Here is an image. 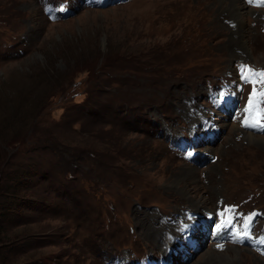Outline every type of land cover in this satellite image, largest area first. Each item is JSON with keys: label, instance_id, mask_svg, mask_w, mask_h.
Segmentation results:
<instances>
[{"label": "rangeland", "instance_id": "1", "mask_svg": "<svg viewBox=\"0 0 264 264\" xmlns=\"http://www.w3.org/2000/svg\"><path fill=\"white\" fill-rule=\"evenodd\" d=\"M246 1L263 9L238 37L219 0H0L10 263L264 264V127L245 123L264 124V97L249 111L264 92V7ZM210 117L218 129H192ZM187 166L197 174L174 184ZM189 194L242 237L215 239L201 208L167 251L147 238L152 215H192Z\"/></svg>", "mask_w": 264, "mask_h": 264}, {"label": "bare ground", "instance_id": "2", "mask_svg": "<svg viewBox=\"0 0 264 264\" xmlns=\"http://www.w3.org/2000/svg\"><path fill=\"white\" fill-rule=\"evenodd\" d=\"M219 3H220V6H219V9L217 10V14L218 15H225V14L228 15V17H226V18L228 20H231L235 26V28H231V33L233 35H237L238 37H241L243 35V33L241 32L240 26L244 25V22L247 18V14H252L255 10L263 9V8H257L254 10V8H251L250 4L246 0H219ZM261 15H263V14H261ZM250 69H252V68H250ZM247 75H245V76H247ZM246 78H249V76ZM188 116H189V114H188ZM192 118H190V119H192ZM192 125H193V128H192L193 130L204 129L206 127H210L211 129L216 127V129H218V124L215 122L214 118H212V117L208 118V120H205V122L203 123L202 126H200L199 122H195V123L193 122ZM236 126H237V128H239L238 125H235V127ZM244 134L250 138H253V139L255 138L251 134L250 131H245ZM207 149H209V148H207ZM196 167L197 166H187V167L183 168L179 172V174L176 175L175 180H174V184H176L181 178H185V177L190 178V177L196 175L197 174L195 172ZM186 193L188 194L189 192L187 191ZM188 201H189V205L191 207L190 209H192V215H189L188 213L187 214L183 213L180 215L181 212H178L179 215L176 217V221L172 224L164 222L165 220L162 221L163 219L156 217L155 216L156 214L152 215L153 216L152 223L150 225H148V227H147V232H146L147 238H149L153 243H155L158 246L162 247L165 245L163 250L167 251L168 248L170 247V245H175L177 243V241H176L177 239L185 237V235L188 231H191L192 229L197 227V223H201L202 220L196 219V215L201 208L206 209L205 213H207V216H208L207 219L205 218L203 220V221H205V223L211 222L209 220L211 216L213 218L216 217V219H217V222H216L214 230H213V237H215V239L219 240L221 238L223 239V238H228V237L240 239L242 237V235L240 233H236L232 229V227H230L229 229H226L227 224L230 223V220H228L225 216L218 215L217 210L209 207V205H208L209 199L208 198H205L204 196H195V195L189 194ZM196 220H199V221L197 222ZM141 223L144 226V221L143 222L141 221ZM182 243H186V242L183 241ZM219 245H220V243L218 242V247H219ZM234 245L235 244H233V245L231 244L230 247L235 249V250H238L239 249L238 246H234ZM226 246H229V245H226ZM187 247H188V245H186V248ZM252 252L256 255V253L254 251H252ZM205 254H206V252L203 253V255H205ZM257 257L260 258V255H258Z\"/></svg>", "mask_w": 264, "mask_h": 264}, {"label": "trees", "instance_id": "3", "mask_svg": "<svg viewBox=\"0 0 264 264\" xmlns=\"http://www.w3.org/2000/svg\"><path fill=\"white\" fill-rule=\"evenodd\" d=\"M80 192V191H79ZM14 210V208L10 205H5L2 207V213H6L7 215H10L11 213ZM15 210H17V208L15 207ZM3 218H7V216H3V214L1 215ZM0 216V217H1ZM1 221H5V219ZM16 235H19L18 232H16ZM14 238L11 237V235H8L6 237H0V252H2L4 250V255H5V260L2 262L1 261V257H0V262L2 264H18V263H15L14 261H12L11 263L9 262L10 261V257L8 255V253L12 250V245L13 244H16V243H19L18 240H13ZM12 243V244H11ZM58 257H60V255H58ZM28 261H31V264H42L43 261H42V258H39V256H37L36 253L33 252V254L30 255V259H28ZM22 262H25V261H22Z\"/></svg>", "mask_w": 264, "mask_h": 264}, {"label": "snow or ice", "instance_id": "4", "mask_svg": "<svg viewBox=\"0 0 264 264\" xmlns=\"http://www.w3.org/2000/svg\"><path fill=\"white\" fill-rule=\"evenodd\" d=\"M259 76L261 78H264V73H260ZM258 95L260 97H264V92H261V93L258 94L255 91V89H254L253 93H252V97L250 99L249 111H251L254 106H258L259 105L260 101H259V99H257ZM245 123H246V126H252V127L260 126V127H264V124L261 123L260 115H257L256 119L254 121H252L251 124H249L248 121H245Z\"/></svg>", "mask_w": 264, "mask_h": 264}]
</instances>
